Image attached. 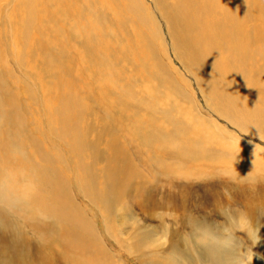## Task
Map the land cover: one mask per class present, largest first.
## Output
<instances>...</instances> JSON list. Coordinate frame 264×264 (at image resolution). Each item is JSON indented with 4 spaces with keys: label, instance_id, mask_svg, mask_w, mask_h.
I'll return each instance as SVG.
<instances>
[{
    "label": "bare ground",
    "instance_id": "obj_1",
    "mask_svg": "<svg viewBox=\"0 0 264 264\" xmlns=\"http://www.w3.org/2000/svg\"><path fill=\"white\" fill-rule=\"evenodd\" d=\"M109 1L113 5L106 11L97 5L98 0H0V125L11 135L9 137L7 132L0 130V171L15 164L11 160L13 155L11 157L10 150L16 146L19 148L16 137L22 136L24 155H19L16 164L30 165L36 170L34 178L37 193L32 199L53 219L50 224L56 230L54 238L58 242L54 239L52 244L56 242L61 249L69 248L75 253L95 254L101 260H104L105 254L95 230L79 214L80 210L68 194L69 180L66 173L69 168L72 167L71 172L83 197L94 203L103 216L116 211L120 201L131 194L132 188L138 200L148 195L146 178L136 165L137 162L145 165L143 156L146 151L149 155H162L163 150L171 147L169 149L174 156L179 158L184 152L195 154L202 137L198 130L188 129L180 119L172 117L171 107L175 110L177 99L169 102L167 98L164 102L167 107H157V114L161 108L165 111L161 112L163 115L160 117H148L146 120L139 116L135 119L129 113L133 104H127L123 94L127 98L136 97L138 92L132 90V84L135 78L142 76V70L158 86L171 87L173 83L162 64L156 61L147 37L150 28L145 13L133 0H116L117 3ZM170 1L168 10L157 2L155 5L169 24L173 46L182 63L189 68L196 64L209 65L214 76L220 83L227 85V90L236 101L253 102L264 97V87L260 84L264 69L261 70L256 63L259 59L264 62V0ZM115 4H121V7ZM88 13L98 25L107 23L110 29L102 27V30L114 39L125 32V25L130 20L139 25L146 35L137 37L134 43L126 38V49L102 45L93 39L94 31L85 23L89 24ZM125 13L129 15L128 19L124 17ZM108 16L122 31L121 34L118 35L116 26L111 25ZM132 53L135 58L131 57ZM101 54L110 57L109 65L98 58ZM11 62L14 66H11ZM113 67L119 68L113 74L118 83H124V90L108 83L99 84L91 78L95 69L112 71ZM17 70L29 79L31 76L35 87L42 90L40 105H35L33 91L21 86L16 76ZM125 71L131 74L127 76ZM84 73L89 77L87 81L82 80ZM135 73H139V76ZM76 84L85 88L87 96L81 106L79 98L73 93ZM130 89L131 95L127 94L131 92ZM22 96L27 98L28 119H21L18 115ZM88 97L98 98L102 102L98 106L101 116L94 113V119L91 118ZM252 109L257 110L256 107ZM140 110H146L149 116L155 113L148 108H136L137 113ZM113 111L115 117L111 118ZM105 113L108 119L104 121ZM9 116L16 122L15 135L7 123ZM258 117L255 114V118ZM1 118L5 119L4 122ZM186 121L189 123L190 119ZM42 123L44 130L41 129ZM48 132L51 136L49 141L55 137L57 141L59 139L58 144L65 145L72 164L69 167L55 145L51 144L52 149L45 148L44 145H49L44 139ZM186 134H191V138L183 139ZM129 146L133 148L130 149L133 151L132 156L125 152ZM36 163V166L33 165ZM140 201L138 204L142 203ZM103 220V232L109 234L107 217L104 216ZM9 237L16 248L15 238ZM138 237L143 239L145 235ZM216 258L214 264L224 263ZM92 263L97 264L93 257Z\"/></svg>",
    "mask_w": 264,
    "mask_h": 264
},
{
    "label": "rangeland",
    "instance_id": "obj_2",
    "mask_svg": "<svg viewBox=\"0 0 264 264\" xmlns=\"http://www.w3.org/2000/svg\"><path fill=\"white\" fill-rule=\"evenodd\" d=\"M133 1L148 19L146 23L150 30L147 37L156 61L162 64L173 86H158L142 70V76L135 78L132 84V90L138 92L136 97L127 98L123 94L125 102L134 105L128 111L135 119L139 116L146 120L148 117L152 119L163 115L165 111L162 108L158 114L156 109L158 106H166L164 102L167 98L169 102L177 99L178 106L175 110L171 107V115L175 120L180 119L188 129L198 130L202 136L200 147H196L195 154L184 152L179 158L174 156L169 149L171 147L163 150L162 155H149L146 151L143 156L145 165H139L138 162L136 165L146 178L148 195L138 200L132 188L131 194L120 201L116 211L103 216L94 203L83 197L71 172L72 167L69 168L66 173L69 180L68 194L80 210L79 214L93 226L105 254L104 260H101L95 254L61 249L56 243V230L50 224L53 219L32 199L37 193L35 168L16 164V160L24 155V138L18 135L16 142L19 148L16 146L10 150L11 157L13 155L11 160L15 164L0 171V264H93L92 257L97 264H214L215 256L223 264H264V97L254 99L253 102L236 101L227 90V85L220 83L214 76L209 65L205 63V69L199 64L189 68L182 63L173 46L169 24L155 5L157 2L168 10L171 7L170 0ZM97 5L107 11L113 4L109 0H98ZM116 6L120 8L121 4ZM128 16L125 13L126 19ZM88 18L89 24L85 23L94 31L93 39L115 49H126V38L134 43L137 37L146 35L132 20L125 25V32L122 33L108 16L111 25L116 26L118 35L122 33L118 39H114L102 30V27L110 29L107 23L98 25L89 13ZM131 57L135 58L134 53ZM98 58L109 65V56L101 54ZM256 63L261 70L264 69L262 59ZM11 66H14L13 62ZM118 69H95L91 78L99 84L108 83L116 89L124 90V83H118L113 74ZM33 73L37 76V73ZM124 74L129 76L131 73L125 71ZM135 74L139 76V73ZM82 75V80L89 79L85 73ZM16 76L22 87L27 86L33 91L35 105H40L42 90L35 87L31 76L29 79L18 70ZM260 84L264 87V77ZM73 93L80 100L79 106L84 105L87 97L85 88L76 84ZM127 94L133 93L131 91ZM88 98L87 105L94 119V113L100 115L98 106L102 102L95 97ZM26 100L22 96L18 104L21 119L30 118ZM252 107L257 110L254 111ZM136 108H148L155 113L151 116L147 115L149 113L146 110L137 113ZM254 113L259 117L255 118ZM104 117V121L108 119L106 113ZM112 117H115V112ZM1 119L4 122L5 119ZM7 123L15 135L14 118L9 116ZM41 129L44 130L43 123ZM0 130L11 136L3 125H0ZM48 134L45 133L47 137L44 139L49 142V147L46 142H42L46 144L45 148L52 149L55 145L66 165H72L65 145L60 142L58 144L59 139L57 141L55 137L49 141L51 136ZM184 137L191 138V134ZM130 149L133 148L129 146L125 152L132 156L133 151ZM14 157L17 158L14 160ZM139 201L142 203L138 204ZM104 216L107 217L109 234L103 232ZM141 234L145 235L143 239L138 237ZM9 236L15 238L16 248ZM54 239L56 242L52 244Z\"/></svg>",
    "mask_w": 264,
    "mask_h": 264
}]
</instances>
